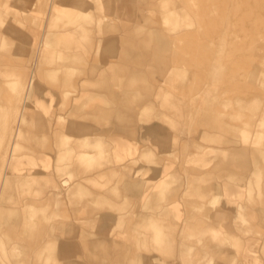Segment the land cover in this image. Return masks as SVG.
<instances>
[{
    "label": "rangeland",
    "instance_id": "obj_1",
    "mask_svg": "<svg viewBox=\"0 0 264 264\" xmlns=\"http://www.w3.org/2000/svg\"><path fill=\"white\" fill-rule=\"evenodd\" d=\"M65 258L264 264V0H0V264Z\"/></svg>",
    "mask_w": 264,
    "mask_h": 264
},
{
    "label": "crops",
    "instance_id": "obj_2",
    "mask_svg": "<svg viewBox=\"0 0 264 264\" xmlns=\"http://www.w3.org/2000/svg\"><path fill=\"white\" fill-rule=\"evenodd\" d=\"M64 57V56H63ZM117 142V144H118V146H123L124 145V143L123 142H120L119 140H117L116 141ZM232 157H234V158H236V159H241V158H243L244 157V154H243V152H241V155H233ZM163 199V196H161V199H159V201H161ZM145 207H147V205H145ZM156 207V208H155ZM148 209H154V210H157V208H158V206H154V207H152V206H149V207H147ZM73 249H75V247H73ZM65 264H80V263H76V262H74V261H71L70 260V258H65Z\"/></svg>",
    "mask_w": 264,
    "mask_h": 264
}]
</instances>
